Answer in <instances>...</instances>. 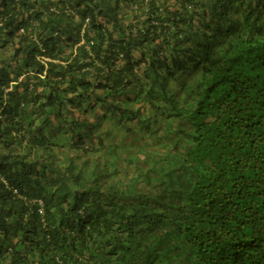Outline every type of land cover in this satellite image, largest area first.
Masks as SVG:
<instances>
[{
    "label": "trees",
    "instance_id": "obj_1",
    "mask_svg": "<svg viewBox=\"0 0 264 264\" xmlns=\"http://www.w3.org/2000/svg\"><path fill=\"white\" fill-rule=\"evenodd\" d=\"M0 264H264V0H0Z\"/></svg>",
    "mask_w": 264,
    "mask_h": 264
}]
</instances>
